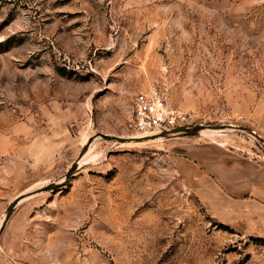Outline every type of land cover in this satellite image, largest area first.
Instances as JSON below:
<instances>
[{
	"label": "rangeland",
	"instance_id": "rangeland-1",
	"mask_svg": "<svg viewBox=\"0 0 264 264\" xmlns=\"http://www.w3.org/2000/svg\"><path fill=\"white\" fill-rule=\"evenodd\" d=\"M154 87L202 130L100 136ZM222 152L264 165V0H0V264H264L195 190Z\"/></svg>",
	"mask_w": 264,
	"mask_h": 264
},
{
	"label": "crops",
	"instance_id": "crops-1",
	"mask_svg": "<svg viewBox=\"0 0 264 264\" xmlns=\"http://www.w3.org/2000/svg\"><path fill=\"white\" fill-rule=\"evenodd\" d=\"M196 192L219 220L264 238V165L222 152L204 156Z\"/></svg>",
	"mask_w": 264,
	"mask_h": 264
},
{
	"label": "built area",
	"instance_id": "built-area-1",
	"mask_svg": "<svg viewBox=\"0 0 264 264\" xmlns=\"http://www.w3.org/2000/svg\"><path fill=\"white\" fill-rule=\"evenodd\" d=\"M195 124L192 113L169 104L154 87L134 96L126 127L135 137H144L190 128Z\"/></svg>",
	"mask_w": 264,
	"mask_h": 264
},
{
	"label": "water",
	"instance_id": "water-1",
	"mask_svg": "<svg viewBox=\"0 0 264 264\" xmlns=\"http://www.w3.org/2000/svg\"><path fill=\"white\" fill-rule=\"evenodd\" d=\"M221 126L223 125H217V128H220ZM229 128H238L237 126L235 125H228ZM201 129V126H193V127H190V128H178L172 132H164V133H161V135L163 136H167V135H170V134H186V135H193L197 132H199ZM251 132L256 135L259 139L263 140V138L254 130H251ZM100 136H102L103 138L105 139H113V140H117V141H142V140H146V139H149V138H156L157 135H153L151 137H134V138H124V137H120V136H110L108 134H105V133H101ZM87 147L84 148V151L82 152V156L84 155V152L86 151ZM79 167V164L78 162L75 163L71 168L70 170L66 173L65 175V178L62 180V181H57V182H52L42 188H39L37 189L36 191H34L33 193H38V192H42V191H50V190H57V189H60L66 185H68L71 181V178L72 176L76 173L77 169ZM16 201L13 202L10 206V209L5 217V220L0 228V237H1V233L7 223V221L9 220L15 206H16Z\"/></svg>",
	"mask_w": 264,
	"mask_h": 264
},
{
	"label": "bare ground",
	"instance_id": "bare-ground-1",
	"mask_svg": "<svg viewBox=\"0 0 264 264\" xmlns=\"http://www.w3.org/2000/svg\"><path fill=\"white\" fill-rule=\"evenodd\" d=\"M202 129H200V131H201ZM160 137H163V135H157V137L156 138H160ZM86 158H84L82 161H84Z\"/></svg>",
	"mask_w": 264,
	"mask_h": 264
}]
</instances>
